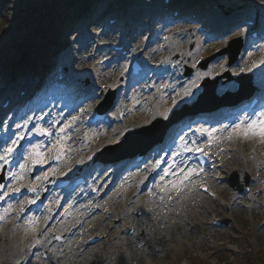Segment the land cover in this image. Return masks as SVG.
<instances>
[{
	"label": "rangeland",
	"instance_id": "374dc122",
	"mask_svg": "<svg viewBox=\"0 0 264 264\" xmlns=\"http://www.w3.org/2000/svg\"><path fill=\"white\" fill-rule=\"evenodd\" d=\"M46 1L47 3L43 2L40 5L38 11L33 12L29 9L30 7L28 4H39L40 0H23L22 3L20 0H0V102L4 99V88H11L14 86L20 88L22 82L27 80L33 71L38 75L42 73V68L39 69L41 66H37V64L40 62V59L43 58V55L51 50L54 51V55L58 56V63L60 66H63L69 70V72L78 77H81L84 74L88 75L90 79L95 80L98 85L103 84V86L100 87L101 89H104L106 92L112 91L111 93H108V95H111L113 99L119 97L121 89L113 82L117 79H121V83H125V80H128V83H130L132 79L125 75L124 62L117 61L111 63L108 61L109 51L103 50L104 47L96 50L97 58L94 59V50L83 46L86 40L93 34L101 40H107L113 37L128 42L132 46L134 53H140L144 57H150L154 62H161L162 60L168 61L172 57H177L182 63L191 67L192 71H195L196 68L202 69L203 78L210 75V63L213 62L215 58L220 57L222 59L220 65L223 67L220 66L219 68H214V73L209 77L216 78L218 75H221L226 71H229L232 74L233 78H231L230 81H227V76L219 78L216 92L222 96L225 95V91H234L229 89L232 84H236L237 87L235 88H238V82L235 80V77L240 74L250 73L254 83V73L247 70L241 72L240 69L245 68V65L248 62L252 66L258 63V57H260L263 51L261 50L262 48H260V45L259 47L257 43L251 41L244 34L243 22L239 27L235 26L230 31L228 36H226V40L217 43L216 41L205 39L203 34L194 29L193 24H186L180 19L174 21L172 23L173 27L170 26V28L168 18L164 17V19L161 20L158 15L154 14L155 19L157 20V26L155 28L147 26V18L152 16L155 11L153 8L144 9L146 8L144 7V3L150 2L151 4L155 0H99V2L95 4V7H98L97 10H90L91 8L88 7L90 5L89 0ZM189 1L192 3L191 5H194L193 2L195 1V4L199 9L203 8V10H212V14L217 13L219 17L229 16L232 18L231 22L238 20L241 16L253 14L255 8L260 6L263 9L260 13V19L262 20V23H264V3H261V0ZM115 4H119L116 9H118V11L122 10L124 12L122 18L128 21L123 32L117 31V33H115L114 29H108L109 23H107V16L113 11ZM42 5L43 7H41ZM69 6L73 7L76 14L75 17L80 13L79 20L81 21L75 27L70 29L66 38H62L63 34H60L61 32H59L62 29V26L59 24L60 21H62L61 19L63 16L61 12L63 9L69 8ZM112 6L113 9L110 10ZM222 6L230 7L232 10L230 13L228 12V14H224L223 11H221ZM84 10L86 13L89 11L91 14H94V21L90 26H87V23L81 18V16L84 15ZM153 30H155L154 34ZM185 31L189 34L187 37L183 38L181 33ZM176 33H178L179 36H177L176 47L171 53L170 48L166 47V49H163V45L169 44L170 41H174L175 38L173 35ZM234 36H241L244 42L243 48L240 52V55L243 56V64H238L241 62L239 60L228 64L230 61L228 54H217L208 62L206 67L201 65L202 61H204L209 55L224 48L228 44V40ZM17 41L19 42V46L17 45L15 47L14 43ZM95 44L97 45V42H94V45ZM181 51L188 53L187 58L184 60L181 56ZM249 52L252 53L251 56L248 55ZM236 63L237 66L231 68V66ZM45 67L46 66L43 68ZM75 71L79 73H76ZM5 73H11L12 76L15 75L17 77L11 82H6L3 78V74ZM205 73L207 75H205ZM161 85L164 87L170 85L169 89L175 88L172 84H168L167 81L162 82ZM155 92L159 93V90L157 89L152 93ZM128 94L126 105H123L122 103L118 104L116 109L118 113L122 111L124 113V111H126V113L131 115V110L135 109L138 104H145L146 100L141 99L137 101L132 98L131 93ZM167 98L171 99V101L174 99V97L171 98L165 96L162 103H164V100ZM154 101L155 104L159 102L156 98ZM185 102H182L178 108H181ZM219 102H221V100ZM42 104L43 102L38 103L33 110L50 109V104L45 106V108H42ZM123 107H125V110ZM59 113L62 114L64 112L60 111ZM140 113L147 112L141 110ZM31 115H34V113ZM147 117L150 118L151 114L148 113ZM118 118L121 119L122 116H118ZM44 119L45 114L40 118L41 121L38 125H42ZM26 120H28V118ZM52 121H58V119L55 118L52 119ZM14 124L21 125V122H15ZM107 130L108 129L105 126L86 127L85 131L87 132V135L84 137L83 142L77 144V147L71 145L75 143L73 142L75 140V133L72 134L71 137L73 141L70 142L65 141V139H68L69 141V138L61 134L59 135L62 137L60 145L53 147L57 138L54 137L52 140L48 139L46 143H40L42 145L41 151L45 152V160L47 161L49 152L55 148L59 149L64 157L63 163L60 166L65 168L69 173H72L82 167V164H86V161L90 160L91 157V155H81L80 159L82 163H78L75 159L77 156L69 158L72 150H82L88 144L95 141L96 138L98 139L96 140L97 142L93 149L98 147V149H101L104 144L114 143L119 140L118 138H110L111 140H108L109 138L104 136ZM108 132L110 131H107V133ZM216 137L217 139L219 138L216 144L217 146H219V144L226 145L229 143H237L236 145L238 146L239 151L236 156L230 155V159L231 156H233L235 160L238 161V164L235 163L233 159H231L230 164L233 163L232 166L234 168L238 166L243 169L242 173L237 171V173L239 172V176H241V180H245L246 176L251 178V180L253 177L264 178V168H258L262 165L261 162L264 158V140L258 136L251 135L245 138L240 131L235 133L226 131L223 135L218 134ZM226 138L228 139L227 141H225ZM61 145L62 149L60 147ZM4 147H7V145L0 146V149ZM119 151L122 154L123 152H128V149L122 148L117 151L118 154H120ZM245 154L246 159L248 158V161L252 162L251 165L246 166L244 164L243 158ZM0 155L2 154L0 153ZM23 162L24 161L22 160V163ZM252 165L255 170L258 168L256 172L252 171ZM17 166L18 165H16L14 169H18ZM39 166L40 165L34 166L31 161H29L26 166L28 170L24 174V179L16 181L15 183L10 180L8 181V179H10V177L8 178V165H4L3 169H0V175L4 171L5 183L7 181V185H16L30 181L32 184L39 186L46 181L44 176L45 174L47 175V173L42 172L40 180H32L33 176L38 173ZM169 180L172 181V179ZM169 180L167 179V181ZM48 184L49 179L47 178L44 187L48 186ZM188 185L189 186L186 184L182 185L180 182V185L178 184L175 188L173 187L169 193H175L176 190H181L186 193V201L179 203V211L194 216V220L190 221V224L186 222V224L181 227L174 223L172 217L158 214L153 219L155 221L157 219L162 220V223L165 224L167 228L169 227L172 232L165 233L163 227H156V225L153 224L155 221L151 219L149 221L150 230L156 232L155 236L159 240V242L154 245L153 249L155 252H153L152 255H144L143 251L148 246L144 241L140 240L142 246L138 250V253H135L128 245L132 243L135 237L133 235V237L128 236L125 239L123 238L120 242V247L117 251L119 257L118 264H264V184L254 188L258 202L256 206L253 207L252 211L244 209L242 205L246 202L244 197L239 199V201L235 200L234 197H236L237 192H232V190L228 188L229 186L221 188V193L224 198H226L228 205L226 207H220L213 203L210 198H203V193L198 191L197 182ZM138 191H141L145 202L149 203L152 201V192L142 189L139 185L129 187L128 194L131 192L137 193ZM122 193L123 190L121 188L118 191V194ZM113 199L114 198H109L110 201ZM128 201L129 199L126 198L121 201V204H125ZM260 202L262 204H260ZM136 203H139L138 197L136 198ZM194 204L198 206L192 207ZM202 204H204L205 207H203ZM142 205L146 206L144 210L150 211L151 206ZM187 205H189L190 208L187 207ZM132 207V209H136V206ZM129 210H131V207ZM216 213H219L223 219L229 221L230 227L228 229H217L207 224L211 217ZM35 218L38 219L31 224L28 223L27 219L21 223H12L7 228L8 231H10V229H13L15 226L14 230H11L13 235L10 236L8 240L10 245L17 252L26 251L30 239L37 234L43 219L38 215L35 216ZM123 223L126 224L127 222L123 220ZM195 223L199 226L193 227ZM91 225L97 226L98 223L95 222ZM110 225L111 222L105 224L102 229L107 231ZM190 227H193V229L191 230ZM115 233L118 234L119 232ZM147 236L149 237L150 235L148 234ZM142 237L143 235H141L140 238ZM116 242L117 241L114 239L113 244L108 247L110 250L109 254L116 250ZM3 245H6V243L0 239V249H2ZM157 248L161 251H157ZM104 252L105 250L102 249V253ZM30 257V252H27L24 257L19 260L18 264H22ZM76 259H78L77 256ZM97 261L99 262V260ZM83 263L84 262L81 264ZM107 264H109V262Z\"/></svg>",
	"mask_w": 264,
	"mask_h": 264
},
{
	"label": "bare ground",
	"instance_id": "6f19581e",
	"mask_svg": "<svg viewBox=\"0 0 264 264\" xmlns=\"http://www.w3.org/2000/svg\"><path fill=\"white\" fill-rule=\"evenodd\" d=\"M179 1V0H176ZM182 2L184 3L185 0H182ZM232 10V8L230 7H226V6H222L221 7V11L227 13L230 12ZM204 10L201 9V12H203ZM257 12H262V9L257 8L256 10ZM216 20H211L210 18L207 19L208 24L211 25V23L213 24ZM170 26L172 27V25L170 24ZM169 26V27H170ZM223 39V38H222ZM221 39L217 40V43L220 42ZM160 42V40H159ZM90 46H92V44H89ZM165 48V45L163 46ZM172 47H175V45L173 44ZM181 54L183 56V58H187L188 53H185V51H181ZM240 61H242L241 63L243 64V57L239 58ZM175 59L172 61L174 62ZM222 59L216 58L213 62H211L210 64V72L212 73V71L214 70V68H219L220 64H221ZM166 63H158V65L156 66V68L158 67H163L165 66ZM179 65V63H178ZM237 64H234L231 66V68L236 67ZM182 69L181 71H183V66L181 65ZM245 69H251L250 72L254 73V80L257 81L259 84L257 85V89L258 88H263L262 85H264V55H262L259 59H258V63L254 66H252L249 62L245 65ZM198 75H203V71L197 69L196 71H189V73H187V78L185 80V82L183 83V85H179L176 88L175 92H169V89H166V91L169 94V97H175L178 96L180 97V95L183 94V91L185 88H190L191 89V95L188 96L190 98L193 99L194 95H196L195 93H193L198 86H193L191 84V81H195L197 82V78ZM87 76V75H86ZM84 78V76L82 77ZM80 82H83V80L81 79ZM114 84H116L118 87H120L121 84V79H117L115 80ZM132 85L130 88L133 91V86L136 85L135 82L130 84ZM101 86H103V84H101ZM143 84L137 85L135 92H134V99H142L145 98L148 94H151V88L148 87H143ZM234 84H232V88H234ZM256 90V89H255ZM177 93H180V95H177ZM239 94L234 95V97L231 98V100H235ZM264 96V93H263ZM176 97V98H178ZM188 97H184L182 95V98L179 99H174L176 100V106L173 107V103L172 105L170 104L171 99H169L167 102V107L164 108L162 107L159 103L157 105H151V108L149 105L147 104H138L136 106L135 109L131 110V115H129V113H125L123 116V122L117 121V127L115 130H110V132L105 133L104 136L109 138L108 140L115 139V138H119L120 134H123L127 131L133 130L136 128V126H140V125H145V124H149L152 119L157 118V117H161L159 115L160 112H163L165 109H171L174 110L177 107H179L180 103L187 99ZM77 98V97H76ZM94 101H87V104H91L93 102V105L97 102L96 99H93ZM141 110H145L147 113H140ZM152 110V117L149 119L147 117V114ZM79 111L78 106H71V108L67 111V116L62 118L60 120V125H63V123H65L67 120L73 119L75 117L74 112ZM169 111V112H171ZM168 112V113H169ZM215 112V111H214ZM198 113V112H196ZM18 112L15 116H10V123H13L14 121L18 120L19 118L18 116ZM135 115V116H133ZM199 118V121H197L195 118ZM218 117V116H217ZM200 119H203V115L198 113L195 114L194 116H189L187 117L186 120H184L183 122H179V123H175L173 125H171V127L169 128L168 132L169 134L175 135L173 138V144H175L177 138L180 136V134H185L184 133V129H190V131L195 130L199 125L204 124L203 121H201ZM138 123V124H137ZM136 124V125H135ZM46 126L49 127L50 126V122L46 123ZM137 126V127H138ZM77 128L75 127H68L65 129L64 131V136H70L74 131H76ZM98 138L95 139V141H93V143L89 144L88 146H86L82 151L79 152V154H88L91 153L94 154L95 153V149H93V146L96 144V140ZM166 142L167 141H171V139L169 140V137L166 138ZM226 140H228L226 138ZM9 146L11 144V142L9 143ZM21 149L22 152L20 153H24L28 150V147L25 146L24 142L22 141L20 146H17L15 151L12 153V155L9 157L12 158L14 153H18V151ZM225 156H226V163L224 164V169L223 171H227L230 172V170H232V168H227L231 162L230 159V154L228 152H224ZM234 156H236L237 152L236 150L233 151ZM18 154H16L15 156H17ZM73 155V153L71 154ZM92 158V157H91ZM238 158V157H237ZM173 160H175L176 164L178 165V168H172L169 172L170 175L172 176H176L177 178L173 177L172 179L178 181V178H182L184 179V172L179 171V168H184L183 163L180 162V160L178 159L177 156L173 157V155H171V157L169 159L164 160V162L162 164H159V166L157 167L156 164L157 162L155 160H151V164L155 165L154 168V173L156 175V179H155V183L156 184H161L165 186V191L162 193V191H160V194H162V196H165L171 189L172 184L169 185H165V181L167 179H169V176H165L164 175V169L169 168V165H171L173 163ZM248 162V158L244 159ZM21 162L20 156L18 157L17 160H12L10 159V163L8 164V170L9 172H12L13 170L18 171V169H14V165L17 162ZM185 162V161H183ZM120 163L116 164V165H107L106 168L99 170L98 168L100 166H98L97 164H94L92 166L93 169H89L87 172V176L91 173L92 170H96V172L101 175V181L98 183V187L99 188H103L104 193L102 195V197H99L98 195L96 196H91L92 198V203L89 204V208L88 205L87 206H80L82 204V199H75L71 193H69L64 199L59 200L60 197L54 193L52 194V192H48V195H51V199L56 200L57 201V206L58 207V217L59 219L57 220L55 217V214L53 213V211L51 212V214L47 217L44 218V221L42 222V226H41V230L38 234H36L32 239L31 242L28 246V249L24 252H22L21 254H19L18 252H15L12 250V246H10L9 244L6 245V247L2 250V254L6 257L7 255L11 256V260H6L4 259L2 264H17L18 261L27 253L30 252L32 254V258L34 259L35 263L37 264H81L82 262H84L83 264H107L109 262V264H118L119 262V258L116 256L115 259L112 258L109 254L110 250L108 249V247L112 244V241L115 239L113 232L115 230H117L118 228L121 227V225L123 224L122 222L119 221V218L122 219H130L131 221H135L136 225L138 226L140 224V218L137 215H133V214H129L128 212V208L130 206H132L134 204V199H133V195H130V201L125 203V204H121L122 200H125L128 196V187H133L135 186L134 180H133V176L137 173L143 174L146 177L147 181H150L152 179V175L149 174L147 166L144 165L143 167H141L139 165V163H135V164H129L128 165H119ZM116 166V167H115ZM264 168V166H262ZM115 168V171H113V169ZM228 169V170H227ZM185 171V168H184ZM114 172V174H113ZM175 173V174H173ZM226 173V175H227ZM39 176V174L37 175ZM36 176V177H37ZM140 176H137V178H139ZM161 177H163V179H161ZM35 177H33L34 179ZM199 178L198 174H195L194 176H189L188 179H184L185 182L187 184L190 183H194L196 182V179ZM11 180V179H10ZM189 180V182H188ZM12 182V180H11ZM148 184V182H147ZM264 184V178H254L251 182H250V186H254V185H262ZM155 185V184H154ZM153 185V186H154ZM188 186V185H187ZM123 188L124 191L126 192L124 195L118 196V191ZM155 188V186L153 187ZM153 188H151V191L153 190ZM240 192V191H239ZM178 194V196L175 198V202L172 204V207H166L163 203H159L158 206L152 207L153 210L150 213H147L146 216L148 219H152L153 217H156L159 213H162V215L166 216V217H172L173 221L175 224L179 225V226H184L186 222L190 223V221L194 220V216H190L188 215L186 212H182L179 211V205H178V200L180 203H183L186 201V193L184 191H177L176 192ZM242 192H240V194H238V198H242ZM111 196H114L113 200H109V198H113ZM204 199H206V196L203 194L202 195ZM238 198H235V200H237ZM102 203L99 206V203ZM256 202V200H255ZM95 204V205H94ZM151 205L153 206V202L151 203ZM203 207H205L204 204H202ZM80 206V207H78ZM198 205L194 204L192 205V207H197ZM97 209L92 212V208H96ZM187 207H189V205H187ZM190 208V207H189ZM105 212H104V211ZM91 211V212H90ZM115 218V221L113 224H111L108 228V231L106 234H104L106 240L93 252H89L88 257L81 259L80 261L76 259V256L78 255V252L80 251V248L77 249V234L78 233H82L84 232V230L87 229H92V231H94V235H99L102 234L103 232H96L97 227H89V223L92 222V220L95 219H103L105 220H112ZM79 218V219H78ZM77 220L76 222L74 220ZM13 220V213L12 212H8L6 217H5V221L0 222L3 226V231L0 233V238L4 241H6L8 239L9 236L13 235V232L8 231L7 230V226L10 224V222ZM78 221H82L81 225L79 227L76 228V224ZM187 223V224H188ZM155 225L156 226H160L163 227L165 233L168 232H172V230L168 227L165 226V224L162 223V220L158 219L157 221H155ZM127 226V225H126ZM125 226V227H126ZM199 225L197 223H195L193 225V227H198ZM49 229L52 230H58L57 233H59L61 236H58L59 239H52V233H48L47 231ZM149 230H150V225L147 222L146 225L144 226V228L142 229V235L143 237L141 238V240H143L144 242H146V244L148 242H150L149 239H147V235L149 234ZM13 231V229H12ZM75 231V233L73 232ZM125 232V231H124ZM140 232L137 233V235ZM186 233V232H185ZM126 236V234L124 235ZM158 241V240H157ZM130 247L134 250L135 253H138V250L141 248V243L140 241H133L130 245ZM102 249L105 250V252L103 254H101ZM116 249H118V246L116 247ZM44 250L47 252V256H40L41 251ZM96 260H99V262ZM33 264V263H32Z\"/></svg>",
	"mask_w": 264,
	"mask_h": 264
},
{
	"label": "snow or ice",
	"instance_id": "6c2138e0",
	"mask_svg": "<svg viewBox=\"0 0 264 264\" xmlns=\"http://www.w3.org/2000/svg\"><path fill=\"white\" fill-rule=\"evenodd\" d=\"M261 3H264V0H261ZM242 34V33H241ZM249 56L252 55L251 52L248 53ZM255 66V65H254ZM223 67V66H221ZM250 71L251 69H245V68H241L240 71L244 72V71ZM205 75H207L205 73ZM195 81H191V84L193 86H195ZM191 93V89L190 88H185L183 91V96L184 97H188L190 96ZM177 95H180V93H177ZM173 107L176 106V100H173ZM171 111V109H165L163 112H160L159 115L165 119L168 118V112ZM73 120H75V118H73ZM28 120L24 121V125H20L17 124L16 127L17 128H21L24 127L25 125L28 124ZM53 123H58V121H53ZM69 124H65L64 127L59 129V132L63 133L65 131L66 128H68L70 126ZM35 132H37L39 135L41 136H52L53 133L51 132V130L49 128H45L42 125H37L35 126ZM217 131L223 132V131H230L232 133L235 132H242L243 136L245 138H247L249 135L251 136H258L260 137L262 140H264V110H261L259 112H252L251 115H244L241 118H238V121L233 123L231 126L229 125H223L221 128L217 129L215 127H205L203 124L199 125L196 129L195 132H198L201 136H206L207 137V145L205 144H197L195 140H193L191 142V145H189L188 141L185 139V134L180 135L178 137L179 139V145L178 147L175 149V151L173 153H171V155H173V157L178 156L182 153H189V152H195V153H203L204 147L208 146L210 147L214 140L217 139L213 134L216 133ZM24 139L23 134L19 135L17 137V139L12 140L10 146L4 147L3 148V154L0 155V161H2L3 163H0V169H3L4 165L9 164L10 163V159L9 157L12 155V153L15 151L18 141ZM62 137L57 135L56 138V143L53 145V147H56L57 145H60V141H61ZM7 143V142H6ZM62 149V145L60 146ZM42 145L40 143H34V144H30L29 149L27 150V154L26 156H22L21 158L23 159V163H19L18 164V171L16 172H9V176L12 180L13 183H15L16 181L22 180L24 179V174L27 172V164L29 161H31V163L35 166V165H42L46 162L45 160V152L41 151ZM56 159H59L60 156L57 155L55 157ZM160 161H157L156 166H159ZM172 168H178V165L176 164L175 160H173V163L171 165H169V168L164 169V175H168L170 170ZM179 171L184 172V179H188L189 176L195 174L197 172V169L195 167H188L187 171H184V168H179ZM199 171H203L202 168L199 169ZM175 174V173H173ZM47 178V175L45 174L44 179ZM41 177L37 176L35 177V180H40ZM161 179H163V177H161ZM173 187L175 188L176 185L173 184ZM9 189L13 192V194L15 193H19L21 191L20 187H16V188H12V184H8V185H4V184H0V201H5V198L8 197L9 193L8 191H5V189ZM28 190L35 192L36 188L34 186V184H29L28 185ZM28 203H35L34 200H30L28 201ZM12 204L8 203L6 208H3L2 211H0V221H3L5 219V216L7 215V213L12 209ZM36 219L35 217H30L28 218V223H33Z\"/></svg>",
	"mask_w": 264,
	"mask_h": 264
},
{
	"label": "trees",
	"instance_id": "16d2710c",
	"mask_svg": "<svg viewBox=\"0 0 264 264\" xmlns=\"http://www.w3.org/2000/svg\"><path fill=\"white\" fill-rule=\"evenodd\" d=\"M22 2H23V0L21 1V3H22ZM95 2H96V0H92V3H95ZM27 4H28V3H27ZM41 4H42V0L40 1L39 4H34V3H32V4H28V6L30 7L29 9H30L31 11L36 12V11L39 10V7H40ZM41 7H43V5H42ZM40 9H42V8H40ZM70 14H71V12L68 11V9H67V11L63 14V15H64V16H63L64 18H63L62 23H60V24H61L60 26H62V29H63V31H65V32L67 31L65 25H68V24L70 25V24L72 23V21H71L72 18H70ZM23 20H24V18H23ZM46 60H47L49 63H51V64H54V63L56 62L55 57L52 56L51 54H47Z\"/></svg>",
	"mask_w": 264,
	"mask_h": 264
},
{
	"label": "water",
	"instance_id": "95a60500",
	"mask_svg": "<svg viewBox=\"0 0 264 264\" xmlns=\"http://www.w3.org/2000/svg\"><path fill=\"white\" fill-rule=\"evenodd\" d=\"M241 46H242V43L240 42V43L238 44V47L233 51V56H234V57L238 55ZM160 138H161V137H160ZM156 140H157V139H155L154 141H156ZM137 149H138V148H137ZM137 149H136V150H137ZM136 150H135V151H136Z\"/></svg>",
	"mask_w": 264,
	"mask_h": 264
}]
</instances>
